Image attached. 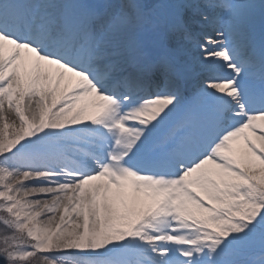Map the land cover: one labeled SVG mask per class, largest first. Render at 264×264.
<instances>
[{"label": "snow or ice", "instance_id": "1", "mask_svg": "<svg viewBox=\"0 0 264 264\" xmlns=\"http://www.w3.org/2000/svg\"><path fill=\"white\" fill-rule=\"evenodd\" d=\"M0 264H264V0H0Z\"/></svg>", "mask_w": 264, "mask_h": 264}]
</instances>
